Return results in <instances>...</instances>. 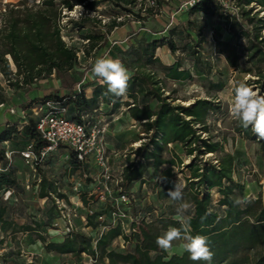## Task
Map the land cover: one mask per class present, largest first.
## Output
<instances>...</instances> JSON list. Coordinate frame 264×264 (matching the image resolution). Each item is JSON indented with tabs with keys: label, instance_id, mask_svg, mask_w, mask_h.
I'll return each instance as SVG.
<instances>
[{
	"label": "trees",
	"instance_id": "1",
	"mask_svg": "<svg viewBox=\"0 0 264 264\" xmlns=\"http://www.w3.org/2000/svg\"><path fill=\"white\" fill-rule=\"evenodd\" d=\"M115 8L131 14V8L136 6L138 0H107ZM157 7L165 6L166 0H152ZM145 0H141L144 6ZM264 13V0H238L240 7V21L223 13L220 6L214 0H203L190 8L193 13L218 14L221 20L229 21L228 31L240 44L246 41V60L264 66V17L252 14V6ZM81 6L87 12L93 10L90 0H19L17 3L6 4L0 10V74L4 78L5 85L15 90H24L27 97L33 92L35 82L47 77L56 76L63 90L72 91L78 83L69 84L65 78L77 65L76 52L68 47L61 39L59 20L63 11H73L74 7ZM129 8V9H128ZM250 8V9H248ZM146 17L136 15L137 19L144 20L153 15V7L143 8ZM76 30H83L93 23L88 14L83 15L79 21H70ZM114 27L116 25H113ZM238 29V33L234 30ZM170 34H174L173 30ZM88 47L85 55L97 48L99 39L96 35H87ZM165 37L144 41L138 45L129 47L126 55L119 57L128 68L130 74L127 99L114 97L107 93V86L98 81L91 84L90 96L79 92L73 96L45 95L26 99L21 109H28L34 105L45 103L46 100L60 102L68 108V117L79 120L82 115L93 114L102 104V110L98 116L108 118L121 106L127 108L129 118L142 123L145 128L146 141L140 148L134 151L138 160L126 159L122 171L121 182L118 184L115 195L106 200V206L111 209L116 207V199L121 195L133 194L135 201L130 204H119L128 208L130 218L129 234H126L122 222L114 225L108 224L105 231L95 235H89L75 229H70L61 241H45L42 235L38 236L44 244V250L48 254L64 256L70 255L79 264L82 255L90 258L92 264H208L205 261L194 262L189 259L185 251L181 254L168 255L158 248L156 238L169 226L180 227L178 220L161 218L155 222H147L139 218L136 211L137 198L134 187L136 184H146L157 178L158 169L166 164L161 159V152L168 145L181 144L184 154L191 160L185 166L189 170V178L184 188V199L193 205L191 216L192 235H204L208 238L211 250L214 252L211 264H264V200L262 196L254 199L242 197L244 187L232 178L231 163L223 158L218 165L210 163L202 164L200 156L216 153L219 149L217 143H209L202 139L197 130L204 125L208 113L214 110V103L204 99H197L188 106L173 104L164 95L161 83L157 75L146 69L153 63H160L156 57V51L167 46L170 52L174 51L171 42L167 43ZM218 53L225 56L229 68L239 69L241 55L235 50V46L229 43L218 42ZM10 66L15 69L13 72ZM166 72L167 78L180 81L187 76L177 61L172 66L159 65ZM257 78L262 76L259 73ZM256 84V83H253ZM250 84L249 86H252ZM248 85V84H247ZM216 92L222 90V83L215 84ZM84 92V89H82ZM233 92V91H232ZM7 101L5 89L0 84V106ZM104 108L110 109L107 115ZM6 125V129L0 132V145L11 140L15 133L23 134L33 144V151L38 154L46 147L36 131L33 119H28L26 126L21 131L15 127ZM17 128V126H16ZM203 128V127H202ZM235 131L248 138H254L251 128L245 130L238 124ZM259 141V138H257ZM262 145L263 142L261 141ZM69 159L74 170L87 172L75 155L69 152ZM0 162L6 167L5 152L0 150ZM169 164L175 166L181 164V160L174 155ZM150 170L153 173L150 174ZM36 198L40 202L52 200L55 189L45 175L40 176L36 185ZM19 187L14 169L0 173V192L13 190ZM216 189L220 195L218 205L224 208V214L220 216L210 208L209 192ZM237 199L240 203H234ZM178 204V202H173ZM53 206L54 203L52 202ZM56 208V206L54 207ZM117 209V208H116ZM209 210L210 214H209ZM58 216L59 212L56 211ZM5 211H0V230L7 233L16 225L7 223L3 219ZM100 215L85 216L86 226L97 230L98 223L95 218ZM55 218V217H54ZM58 218V217H57ZM34 228L39 223L34 221ZM21 232H32L34 229L27 225L20 227ZM117 239H122L128 247L125 251H118L113 247ZM254 260L253 263L250 261Z\"/></svg>",
	"mask_w": 264,
	"mask_h": 264
},
{
	"label": "rangeland",
	"instance_id": "2",
	"mask_svg": "<svg viewBox=\"0 0 264 264\" xmlns=\"http://www.w3.org/2000/svg\"><path fill=\"white\" fill-rule=\"evenodd\" d=\"M19 0H0V10L6 4L17 3ZM93 10L86 11L83 7H74L73 11H63L59 20L60 35L64 43L75 50L77 65L65 78L70 84L78 83L72 91L63 90L56 76L47 77L35 82L34 89L27 97L24 90H15L5 85L4 78L0 74V84L5 89L7 101L0 106V132L6 129V125L12 128L19 127V110L26 99L43 97L46 91L55 96H73L83 93L90 96V86L94 82H101L99 78H93L90 72L91 62L104 56L106 53L112 58L126 55L129 47L138 45L144 41L160 39L165 37L166 42H171L174 51L170 52L167 46L156 51V57L160 63L146 66L148 71L155 73L161 83L164 95L173 104L188 106L197 99H204L214 103V110L208 113L204 125L198 131V135L209 143H217L218 151L213 154L200 156L201 163L218 165L223 158L231 163L232 178L244 187L242 197L246 200L262 196L264 200V140H257V135L252 132L254 138L240 135L235 131L238 124L229 113V100L233 95V89L239 83L253 84L254 90H259L264 95V66L248 63L245 52L246 41L240 44L235 40L233 34L228 31L229 21L221 20L218 14H205L204 12H191L185 6L189 0H166V5L157 7L152 0H145L144 6L141 0L131 8V14L115 8L107 0H90ZM153 7V15L144 20L137 19L136 15L146 17L143 10ZM252 6V14L264 17L259 9ZM129 9V8H128ZM250 9V8H248ZM88 14L93 23L83 30H76L70 21L79 19ZM113 25H116L115 27ZM174 34H170V31ZM238 33V29L234 30ZM99 37L97 48L91 50L89 55L84 53L88 47L87 35ZM264 35V30L261 33ZM218 42L229 43L235 46V50L241 55L239 69L228 67L225 56L218 53ZM179 63L180 70L187 75L180 81L168 79L166 72L160 68L172 66ZM14 72L15 69L10 66ZM261 78H257L258 74ZM222 83V90L216 92L215 84ZM101 84V83H100ZM84 89V92H82ZM15 112L14 115L10 111ZM110 109L104 108V114ZM98 117V116H97ZM104 119V117H98ZM108 123L106 129V147L108 150V167L110 180L101 179V171L92 168L87 172L74 170L71 166L69 155L62 149L48 155L47 159L35 167V173L26 165L21 157L31 141L22 133H15L11 140L0 145V150L5 152L7 166L0 162V167L7 172L14 169L15 177L19 187L13 190H2L0 192V211L4 210L3 219L7 223L16 225L11 227L7 233L0 234V264H74L76 261L70 255L58 256L48 254L44 250V244L38 239L39 235L45 241H61L75 229L89 235L105 231L108 224L122 222L126 234L131 232L129 224V211L127 207L118 205V209L106 206V200L115 195L118 184V169L126 162L121 156L136 160L134 151L146 141L145 128L142 123L132 121L127 115V108L121 106L117 111L105 118ZM10 128V129H12ZM263 142L261 145L260 142ZM114 152V154L112 153ZM7 153V156H6ZM174 155L181 160V164L172 166L168 161H173ZM161 159L166 161L157 171V178L146 184H136L137 206L136 211L139 218L147 222H155L161 218L177 219L176 208L167 196V191L172 188L173 182L179 180L186 184L189 178V170L185 166L191 160L184 154L181 144L168 145L161 152ZM153 170H150V174ZM45 175L55 189L52 200L40 202L36 198V188L40 176ZM167 177V180L161 179ZM104 184L109 196L105 191ZM211 200L210 208L220 216L224 214V208L218 205L220 195L217 190L209 192ZM60 201L59 204L56 201ZM54 203V206L52 204ZM56 206V208H54ZM56 211L59 212L58 216ZM100 215L95 218L99 224L97 230L86 226L85 216ZM55 217V218H54ZM58 217V218H57ZM34 221L39 227L34 228ZM27 225L34 229L32 232H21L20 227ZM1 227V223H0ZM164 231L161 232V234ZM181 242L173 243L172 249L167 254L181 255L184 250ZM113 247L118 251H125L127 245L122 239H117ZM254 260L250 261L253 263ZM79 264H92L88 256L82 255Z\"/></svg>",
	"mask_w": 264,
	"mask_h": 264
},
{
	"label": "built area",
	"instance_id": "3",
	"mask_svg": "<svg viewBox=\"0 0 264 264\" xmlns=\"http://www.w3.org/2000/svg\"><path fill=\"white\" fill-rule=\"evenodd\" d=\"M203 0H189L185 3L187 8H192ZM222 9L223 13L240 20V7L238 0H214ZM255 5V4H253ZM264 15V13H263ZM102 104L93 111V114L82 115L79 120H72L68 117V108L60 102L46 100L45 103L34 105L28 109H20L18 113L19 127L21 131L27 125L28 119H33L36 124V131L40 138L46 142V147L41 149L38 154L33 151V144L30 143L24 152L21 153L23 161L35 173V167L44 162L48 155L62 148L67 154L72 152L77 161L83 165L87 171L97 168L101 171V179L110 180V170L108 167L109 157L106 145V127L105 119H98V113L102 110ZM10 114L14 115L13 110ZM98 116V117H97ZM7 145V142L4 143ZM114 154V152H112ZM7 156V153H6ZM133 158L134 155L129 158ZM123 160L127 159V155L121 156ZM134 159V162H136ZM123 162L119 167L118 179L116 184L121 182L122 171L125 167ZM4 170L0 167V173ZM105 186V184H104ZM105 191L107 187H104ZM112 191H108L110 196ZM116 201V208L119 204H130L135 201L134 195H121ZM60 201H56L59 204Z\"/></svg>",
	"mask_w": 264,
	"mask_h": 264
},
{
	"label": "clouds",
	"instance_id": "4",
	"mask_svg": "<svg viewBox=\"0 0 264 264\" xmlns=\"http://www.w3.org/2000/svg\"><path fill=\"white\" fill-rule=\"evenodd\" d=\"M90 72L93 78H99L107 86V93L114 97L127 99L130 74L128 68L118 58H112L107 53L91 62ZM229 113L240 127L252 132L260 140H264V95L259 90H254L245 83H239L233 89L229 100ZM167 180V177H161ZM185 184L176 180L172 188L167 191V196L178 202L176 215L180 227L169 226L156 238V244L161 250L168 252L174 242H181L182 249L189 254V259L194 262L205 261L211 264L214 252L204 235H192L191 216L189 213L193 205L184 199ZM234 203L239 204L237 199ZM209 210V214H210Z\"/></svg>",
	"mask_w": 264,
	"mask_h": 264
},
{
	"label": "crops",
	"instance_id": "5",
	"mask_svg": "<svg viewBox=\"0 0 264 264\" xmlns=\"http://www.w3.org/2000/svg\"><path fill=\"white\" fill-rule=\"evenodd\" d=\"M49 92H50L49 90H48V91H46V92H45V94H44L43 96H45V95H48V94H49ZM29 95H30V94H29ZM0 234H2L1 230H0Z\"/></svg>",
	"mask_w": 264,
	"mask_h": 264
}]
</instances>
